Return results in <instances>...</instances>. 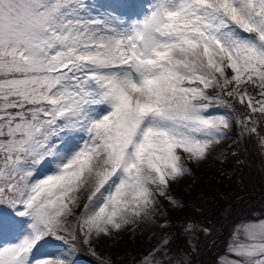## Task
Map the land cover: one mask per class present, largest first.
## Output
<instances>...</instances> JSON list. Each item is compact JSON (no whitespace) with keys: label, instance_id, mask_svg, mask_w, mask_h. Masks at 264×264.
Segmentation results:
<instances>
[{"label":"snow or ice","instance_id":"6c2138e0","mask_svg":"<svg viewBox=\"0 0 264 264\" xmlns=\"http://www.w3.org/2000/svg\"><path fill=\"white\" fill-rule=\"evenodd\" d=\"M228 140L264 157V0H0V264L138 230L134 264H184L164 203ZM227 254L264 264V213Z\"/></svg>","mask_w":264,"mask_h":264},{"label":"trees","instance_id":"16d2710c","mask_svg":"<svg viewBox=\"0 0 264 264\" xmlns=\"http://www.w3.org/2000/svg\"><path fill=\"white\" fill-rule=\"evenodd\" d=\"M250 153L255 157L254 164L257 165V170L261 174L264 173V160L254 140ZM226 166L224 173L216 172L206 179L208 187L213 189L211 193H215L217 197L216 204H222L221 206L213 207L210 204L207 207L198 196L182 200L186 210L185 219L193 220L194 227L210 230L206 235L201 230L197 234L196 245L190 250L187 249L188 240L184 232H181L177 226L173 228L176 230L177 245H180L184 251L191 252L187 264H218L219 257L225 254L234 228L240 222L264 213V191L262 192L263 188L256 183L257 178L253 174V169L247 167L241 156L230 157ZM192 214H195V218H190ZM171 246L174 251L173 242ZM80 257L85 264H102L89 255L87 250H81ZM118 260L120 261L117 264H131L123 257ZM122 260L123 263H120Z\"/></svg>","mask_w":264,"mask_h":264},{"label":"rangeland","instance_id":"374dc122","mask_svg":"<svg viewBox=\"0 0 264 264\" xmlns=\"http://www.w3.org/2000/svg\"><path fill=\"white\" fill-rule=\"evenodd\" d=\"M233 138H236V132L233 131L231 133ZM253 147V140H247L245 142H241L240 144H233L232 140L222 142L217 148L216 151L209 156L208 160L204 163L200 164L198 167L195 164H190L186 162L187 166L192 169V175L186 177L178 184H173L171 188V194L176 197L181 204L183 203V199L194 198V196H198L202 199L203 205H207V207L211 204L213 207L221 206L222 204H216L217 197L215 193H211L213 189L209 188L207 185V176L210 174H215L216 172H223L227 168L228 160L230 157L235 158L237 156H233L231 153L233 151L238 150V156H241L244 163L247 167L253 169V174L256 175V183L260 185L264 191V173H260L257 169V165L254 164L255 157L250 153ZM260 154V153H259ZM261 156V154H260ZM262 157V156H261ZM264 160V157H262ZM264 164V162H263ZM221 172V174H222ZM264 172V169H263ZM224 173V172H223ZM164 203V202H162ZM165 211L169 219L171 220V226L166 230L172 237V242L174 244L173 251V260H183L185 264H187L189 260V255L191 252L184 251L180 245H177L176 241V230L173 228L177 226L179 230L184 232L185 238L188 240L187 249L193 250L194 245L197 242V234L202 230L200 227H194L193 220L188 218L185 219L186 210L184 207L173 210V208L166 203H164ZM195 218V214H192L190 218ZM186 223H191L193 225V231L189 234L184 231V225ZM241 223V222H240ZM239 223V224H240ZM238 224V225H239ZM155 231H159L158 229H154ZM210 230H202L203 234L206 235ZM150 233L148 231H144L141 233L139 230L133 236L130 232L122 233L120 237L112 240H104L95 245L96 255H91V251L87 250L89 255L93 258L98 259L102 264H117L120 260V257H123L124 260H127L131 264H134L136 258H138L141 253L151 246L152 243H155V238L150 242L148 240V236ZM11 242V237L8 235H4L3 231L0 230V244ZM229 244V242H228ZM228 244L227 249L225 250V254L219 257L218 264H231L230 259L228 258ZM172 247V246H171ZM183 252H181V251ZM181 252V253H180ZM125 262V261H124ZM123 263V260L120 262ZM79 264L83 263L82 258L80 257Z\"/></svg>","mask_w":264,"mask_h":264}]
</instances>
